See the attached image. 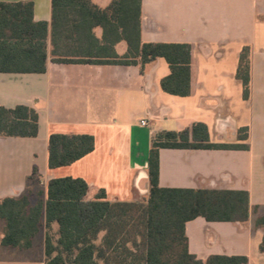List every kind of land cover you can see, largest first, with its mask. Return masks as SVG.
<instances>
[{
  "label": "crops",
  "instance_id": "1",
  "mask_svg": "<svg viewBox=\"0 0 264 264\" xmlns=\"http://www.w3.org/2000/svg\"><path fill=\"white\" fill-rule=\"evenodd\" d=\"M18 1L33 4L34 21H50V0H0ZM92 1L104 8L111 0ZM141 11L143 42L190 45V95L161 90L169 74L163 58L140 72L139 65L53 63L48 55L44 73H0V106L25 105L38 115L36 137H0V200L31 191L35 201V191H44L50 179L72 177L87 183L86 201L103 189L109 202H144L153 136L201 122L211 143L247 148L160 149L159 185L246 191L257 212L245 222H187L188 251L202 261L242 255L248 264H264V229L254 226L264 214V0H141ZM243 47L249 48L247 99L236 78ZM115 51L125 54L126 44L117 43ZM143 119L147 126L140 125ZM240 130L245 139L238 138ZM52 133L92 135L94 149L71 165L48 169ZM34 168L36 180L28 181ZM3 227L0 222V245ZM51 228L55 232L56 224ZM45 232L40 228L30 249L0 256V264H44Z\"/></svg>",
  "mask_w": 264,
  "mask_h": 264
},
{
  "label": "trees",
  "instance_id": "2",
  "mask_svg": "<svg viewBox=\"0 0 264 264\" xmlns=\"http://www.w3.org/2000/svg\"><path fill=\"white\" fill-rule=\"evenodd\" d=\"M141 0H111L101 8L92 0H50V21L33 20L29 1L0 2V73H44L48 55L53 63L146 65L163 58L169 74L160 80L165 93L190 95L191 47L186 43L141 40ZM100 29V35L96 30ZM126 44L118 55L115 45ZM48 43L50 52L48 54ZM236 78L242 96H249V48L243 47ZM238 134L245 139L246 134ZM37 112L28 106H0V137L34 138ZM47 168L68 166L91 153L89 134H49ZM245 149L243 144H215L207 126L194 122L181 131L155 134L147 161L149 193L144 202H109L100 189L86 201L88 185L81 178L50 179L45 190L0 200L1 245L17 250L32 247L45 227L44 264H248L242 255H210L199 260L188 251L185 225L202 217L207 222H245L250 212L242 190L161 187L159 150ZM34 168L28 181L36 180ZM56 224L53 232L51 225ZM254 226L264 229V214ZM264 252V237L259 245Z\"/></svg>",
  "mask_w": 264,
  "mask_h": 264
},
{
  "label": "rangeland",
  "instance_id": "3",
  "mask_svg": "<svg viewBox=\"0 0 264 264\" xmlns=\"http://www.w3.org/2000/svg\"><path fill=\"white\" fill-rule=\"evenodd\" d=\"M0 222L3 223L2 220H0ZM0 233H1V229H0ZM37 239H38V237H37ZM10 249H12V248H10ZM17 251H18L17 249L16 250H9V248H4L3 246L0 245V256H6V254L8 252L13 254V253H16ZM29 253H31V252H27V254H25V255H29Z\"/></svg>",
  "mask_w": 264,
  "mask_h": 264
},
{
  "label": "built area",
  "instance_id": "4",
  "mask_svg": "<svg viewBox=\"0 0 264 264\" xmlns=\"http://www.w3.org/2000/svg\"><path fill=\"white\" fill-rule=\"evenodd\" d=\"M140 125L141 126H147L148 123H147V121L145 119H143V120H140Z\"/></svg>",
  "mask_w": 264,
  "mask_h": 264
}]
</instances>
